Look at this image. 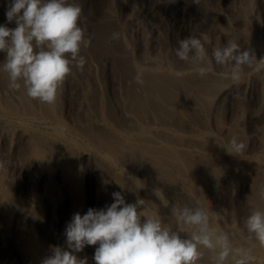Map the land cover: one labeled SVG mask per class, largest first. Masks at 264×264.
I'll return each instance as SVG.
<instances>
[{
    "label": "bare ground",
    "instance_id": "6f19581e",
    "mask_svg": "<svg viewBox=\"0 0 264 264\" xmlns=\"http://www.w3.org/2000/svg\"><path fill=\"white\" fill-rule=\"evenodd\" d=\"M105 1L106 6L103 14L100 15L97 22L95 21L98 24L90 25L87 28L84 27L85 23L83 24V28L87 30L86 35L91 34L90 46L86 49L82 48L86 52L90 48L91 50H103L106 48L105 46L112 47L116 43L115 40L109 42L113 28L119 29L115 13L109 9L110 4L115 0ZM150 1L157 5L159 17L161 19L168 18L175 27L179 25L181 16L184 19L187 18V6L181 0L177 2ZM204 1L203 10L201 9L202 13L205 12L203 20L198 18L201 17V14L198 17L191 15L182 22L184 25L180 24V26L185 30L193 31L194 37L197 38L204 36L203 33L208 28L213 29L214 27H217L215 34L232 35L233 29H228L232 32L230 33L223 31L221 26H216V21H219L218 18L221 14L218 15L219 12L210 10ZM253 1L238 0L237 15L231 22L235 25V31L237 30L236 32L242 36L240 37L241 46L244 45L243 48L254 52L258 59V54L262 55L263 52L257 50L258 47L252 40V15L249 11L252 10ZM119 2L122 7L132 9L137 0H119ZM9 3L8 0H0V25L7 23L5 13ZM151 6L153 7V4ZM150 12L154 14L153 10H149L148 14ZM159 17L157 16V18ZM225 18L221 19L225 20ZM252 20L254 19L252 18ZM7 26L15 28L16 24L12 22ZM218 27H221V30ZM107 35L108 37L105 39ZM231 39L235 42L233 37ZM237 43L239 42L237 41ZM5 57L6 53L0 52V63L5 60ZM168 58L169 56L164 60L162 58L151 60L147 57L139 64L129 65L126 75L113 85L112 94L107 87V82L102 83L99 79L94 78V75L93 86L78 89L81 91L76 98L75 106L77 107L75 112L72 110L71 113V115L74 113L75 124L69 128L71 132H75L74 135H77L79 139L83 138L92 145L91 148L98 152L96 155L80 152V148L79 150L77 148L76 138H66L59 130L49 136H41V133L38 135L37 132L34 133L27 129V125L20 124L12 127L11 131L19 138V141L31 142L32 153L34 152L37 158L47 160L45 162L48 166H51L52 163L56 164L65 172V166H76L79 161L83 162L84 170L88 175V198L90 201L88 209H102L110 205L109 201L113 199V192H121L122 195L132 193L135 198L130 203H135L137 198L145 201V205L138 209L142 222L145 216L157 218L160 216L163 222H170L174 227V205L179 209L186 204L200 206L209 213L213 229L231 234L233 257L236 251L243 246L251 250V264H264V247L249 235L243 223L252 210H264V198H261L260 195L264 192V152L259 153L263 146L261 144L264 142H260V140L258 142L259 135L256 130H253V133L248 137L244 135L242 128H239L237 120L242 119L234 118H238V115L243 114L244 110L236 111L234 115L229 116L230 118L227 117L231 120L229 124H224L222 116L218 115V107L224 98L230 96L232 98L234 95L238 96L242 93L245 98L248 97L250 104L258 107L259 110L255 109L252 118L249 117L251 124L254 125L256 120H263L264 82L258 86L260 89L256 92V96L254 92L257 90L254 86L248 85V81L245 82L243 79L234 81L231 76L219 71L218 73L210 71L201 76L199 69L205 65L186 62L179 58ZM251 69L253 72L256 71ZM137 72L142 73L143 85H138L133 80ZM90 74L92 75V73ZM99 89L104 91H99ZM58 97L57 93V102ZM56 101L51 105L41 103L37 99L29 98L23 88L11 89L7 74L0 72V115L8 113L23 119L33 118L39 113L50 115ZM260 111L262 112L260 113ZM237 112L239 113L237 114ZM258 114L261 116L259 117ZM233 137H237L247 146L238 155L229 154L224 147L229 145ZM262 137L264 138V136ZM249 156L252 158L246 161V157ZM69 166L67 169L70 168ZM61 169L59 171H62ZM70 173H67L69 178H71ZM49 179L47 176L42 181L47 184ZM75 179L74 182L62 180L65 184L63 186L69 188L74 184L77 185V178ZM104 182L108 183V188ZM93 183L97 185H95L97 188ZM217 186L221 188L220 193H225L224 195L228 199V201L226 200L227 204L228 202L232 204V202L241 201L245 206L243 205L244 207L241 209L239 207L238 210L233 207V210L231 207L229 208L231 210L219 209L218 198L220 195L218 197L217 191L220 188L217 189ZM129 198L127 197V199ZM31 205L30 207L33 206ZM26 206L29 209L26 217L30 220L34 215L31 213L33 208L30 212L29 204ZM39 231L42 234V230ZM187 231L190 233L195 229L188 227ZM186 235L182 233V236L186 237ZM29 236L32 237L31 234ZM37 241L34 244L41 243ZM33 248L36 250L37 247L34 245ZM39 248L41 247L39 246ZM202 251L204 254L198 264H212V253L207 249H202ZM32 252L34 251L32 250ZM38 256L40 255L38 254ZM233 257L229 258L228 264H234Z\"/></svg>",
    "mask_w": 264,
    "mask_h": 264
},
{
    "label": "rangeland",
    "instance_id": "374dc122",
    "mask_svg": "<svg viewBox=\"0 0 264 264\" xmlns=\"http://www.w3.org/2000/svg\"><path fill=\"white\" fill-rule=\"evenodd\" d=\"M8 1L10 2V0ZM170 1L177 2L178 0ZM181 1H183L185 6H187V18L191 17V15H197L198 17V15L201 14V17L199 16L198 18L203 20L202 17L204 16L205 12H203V14L201 9L203 10L204 0H199L200 2L198 4L194 3L192 0ZM75 2L78 3L83 10V17L85 19H83L84 21L82 20L81 26L83 27L84 23V27L86 26L85 28L90 25H97V19L100 17L101 14H103V10L106 6V1L75 0ZM204 2L207 3L208 7H210V10L213 9L219 12L218 15L221 14L218 18L219 21H216V26H221L223 28L222 30L226 32L232 33L228 29H233L235 31V25L231 21L236 18L237 9L239 7L238 0H205ZM152 4L153 7L151 6ZM154 4L155 3H152V1L150 0H137L134 5L135 7H132V9L122 7L119 0H115L110 4L111 8L109 7V9H111V12L115 13L113 14L116 17L117 24L119 27V29H116L117 31L115 30V28H113V32H119V39L115 40L116 43L113 44L112 47L105 46L106 48L103 50H91V48L89 50L90 52L88 50L87 52L85 50H81V55H84L87 60L84 71L83 73H80L74 69L72 73L68 75L64 82L60 85L58 89L59 99H57L58 102L56 101L57 106L55 105L52 114L46 115L39 113L33 118L31 117L25 119L18 117L17 115L13 116L12 114L8 113L0 115V264H42V261L52 254V246H60L65 250H68L65 236L66 226L71 221L72 216L75 213L78 212L83 216L90 204L88 198V175H86L87 173L84 170V164L82 161H79L76 166L68 165L70 167L68 168L69 170L67 169L68 166H65L64 170H66V173L63 171V168L61 169V167L57 166L56 164L52 163L51 166H48L46 165L47 160L37 158L34 152L32 153L31 142L30 144L26 141H19V138L13 133V131H11L12 127L18 126L20 124L23 126L27 125V129L34 133L37 132L36 134L38 135H40L41 133V136H49L51 134H54L55 131L59 130L60 132L62 131L66 138H76L75 140L78 143L77 148L78 150L80 148V152L86 154L88 153L90 155L98 154L96 149L91 148L92 145H90L83 138L79 139L77 135H74L75 132H71L69 128V126L72 127L75 124L74 113L72 115L71 113L72 110L73 112H75V108L77 107L75 106V104H77L75 102L78 94L80 95L81 91L78 89H84L93 86L92 82L94 81V75V78L99 79V81H101L102 83L107 82V87L109 88L110 94H112L111 90H113V85H115L120 78L122 79L126 75V70L128 69L129 65L139 64L142 61L146 60L147 57H149L151 60H159L161 58L162 60H164L168 56L169 58H178L176 56V49L179 47L178 40L187 38L190 35L194 37L193 31L185 30L182 26H180V24L184 25V23L182 22L187 18L184 19L181 16V19L179 18V25L175 27L173 22L169 21L168 18L165 17L161 19V17H159V11L156 9L157 5L155 4L154 6ZM252 5V10L249 11V13H251L252 15V40L256 44V47H258L257 50H261L264 53V27H262L261 23L257 20V15H259L261 19H264V0H254L252 2ZM149 10H153L154 14H151V12L150 14H148ZM145 14H147L148 16H145ZM157 16L159 18H157ZM223 17H226L225 20L221 19ZM252 18L254 20H252ZM221 27H218V29L220 28L221 30ZM210 29L208 28L210 32L208 30L206 32L204 31V36L198 37L204 43L205 50L208 53V57H210L212 51L215 48L226 46L227 44L231 43H237V41L239 42L237 44L240 46L241 50H247L243 48L244 45L241 46L242 44L240 37L242 36L241 34H238L239 32H236L237 30L235 32L232 30V35H227L229 39L233 37L235 39L234 42L233 39H231L233 41L229 40L227 36H220L217 33L215 34V30L217 29V27ZM107 37L108 35L105 36V39H107ZM93 51L95 52V54ZM263 53V56L258 54L257 60L261 59L260 56L264 58ZM208 57H206L204 63L197 64L205 65L203 67H206L208 63ZM250 69L251 68L245 66L241 73L240 79H243L245 82L248 81V85L252 87L254 86L257 90L254 92V95L257 96L256 92H258L260 89L258 86H260V83L264 82V72H262L264 70H261V72H253V70ZM211 71L217 73L219 71L227 76H231L230 69L222 65H216L213 63ZM90 73H92V75ZM99 91L104 90L99 89ZM218 108V115L219 117L222 116V121L224 124L231 123V120L227 118L231 114L234 115L236 111L244 110L242 112L243 114L240 113L238 115V118H234L242 119L240 121L237 120L239 128H242L241 130L243 131L244 135H247L248 137H250L249 135L253 133V130H256L258 133L257 135H259L258 142L259 140L260 142H264V138L262 137L264 136V119H260L261 121L256 120L258 122L256 123L255 121L254 125L251 124L252 122H250L249 117L252 118V114L255 109L256 111L259 110L257 109L258 107H254L252 104H250L248 97L245 98L242 93H240L238 96L234 95L232 98L231 96L229 98L226 97L222 100V103ZM261 112L262 111H260V113ZM238 113L239 112H237V114ZM258 116L260 117L261 114H258ZM261 145L264 146V143ZM263 146H261V150L259 151V153L264 152ZM250 158L252 157H246V161H249ZM60 169L62 171H59ZM70 169L72 170L71 173ZM67 173H70L71 178H69V174L67 176ZM72 173H75V175H72ZM47 176H49L50 179L48 182L47 180H45V182H47V184L45 183V185L42 180L44 177ZM75 178H77V185L74 184L75 186L72 185V187L69 188L64 187L65 184L64 182H62V180L66 179V181L70 180L74 182L76 181ZM105 184V186L107 187L108 183ZM95 185L96 184H94V186ZM216 188L219 189L220 186H217ZM220 191L221 188L217 191L218 197L220 195L219 198H221H218L219 209L231 210L233 207V209L238 210L239 207L241 209L245 206L241 201L232 202V204L228 202V205L226 202V200L228 201V199L226 195H224L225 193H220ZM127 194H123V196L126 197V201L128 200L126 203H130L135 197L132 193L128 195ZM127 197L130 200L127 199ZM112 200L113 199L109 201L110 204L114 202V200L113 202ZM28 204L29 207L30 205L32 206L30 207V212L33 208L31 213L34 214L32 215L33 218H30V220L26 217L27 213L29 212V209L26 206ZM25 206L26 208H24ZM230 207L231 209H229ZM175 208L179 210V207L176 206ZM23 210L24 212H22ZM39 230H42V234ZM30 234L32 235V237L29 236ZM34 240H38L37 242L39 243L40 241L42 244H34ZM34 245L37 247L36 250L33 248ZM39 246L41 248H39ZM95 247L96 246H86L83 251L74 254L77 255V257L80 259L87 258V264H95L93 260ZM32 250L34 252H32ZM35 251L40 256H38ZM37 260L40 262H38Z\"/></svg>",
    "mask_w": 264,
    "mask_h": 264
},
{
    "label": "clouds",
    "instance_id": "9594fccd",
    "mask_svg": "<svg viewBox=\"0 0 264 264\" xmlns=\"http://www.w3.org/2000/svg\"><path fill=\"white\" fill-rule=\"evenodd\" d=\"M199 3V0H193ZM7 23L0 25V52L6 53L0 72L6 73L9 87L23 88L29 98L54 104L60 85L75 69L83 73L87 60L82 48L91 44V34L81 26L82 7L75 0H10L6 10ZM264 27V19L257 15ZM15 22V28L7 24ZM119 39L113 32L109 42ZM176 56L186 62L204 63L208 53L201 39L188 36L178 40ZM213 63L230 69L231 78L238 81L243 68L264 70V58L256 59L251 50H241L237 43L215 48L208 57L206 75ZM133 80L143 85L142 73ZM232 155L247 147L237 137L224 146ZM264 198V192L261 194ZM114 202L105 208H89L83 216L75 213L65 229L67 249L51 247V255L42 264H87L74 253L86 246H96L95 264H198L202 249L212 253V264H228L233 257L232 236L213 229L209 213L200 206L184 205L173 208L175 226L162 218L147 217L143 222L138 209L143 199L126 203L121 192L112 193ZM244 227L264 247V210L254 209L244 220ZM188 227L195 231L188 232ZM187 234L186 237L182 236ZM98 245V246H97ZM234 264H251V250L241 246L233 257Z\"/></svg>",
    "mask_w": 264,
    "mask_h": 264
}]
</instances>
